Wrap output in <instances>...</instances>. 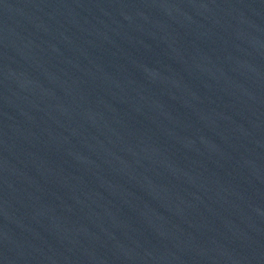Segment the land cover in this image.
Here are the masks:
<instances>
[{"label":"water","instance_id":"water-1","mask_svg":"<svg viewBox=\"0 0 264 264\" xmlns=\"http://www.w3.org/2000/svg\"><path fill=\"white\" fill-rule=\"evenodd\" d=\"M0 264H264V0H0Z\"/></svg>","mask_w":264,"mask_h":264}]
</instances>
